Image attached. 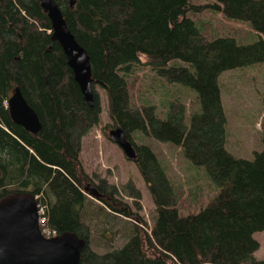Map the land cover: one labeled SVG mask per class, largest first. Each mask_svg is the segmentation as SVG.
Listing matches in <instances>:
<instances>
[{"label":"trees","instance_id":"obj_1","mask_svg":"<svg viewBox=\"0 0 264 264\" xmlns=\"http://www.w3.org/2000/svg\"><path fill=\"white\" fill-rule=\"evenodd\" d=\"M54 1L90 57L94 105L84 99L52 40L40 1L0 0V197L11 191L37 196L48 227L86 240L80 264H245L259 247L254 234L264 230V148L252 159L226 149L219 77L225 70L264 63V0ZM202 8L247 22L257 39L210 30L200 18ZM143 67L197 93L200 111L189 123L180 97L166 99L162 107L133 101L130 90ZM96 85L106 91L109 116L133 145V161L151 193L156 217L149 231L139 214L135 181L117 186L107 177L94 180L81 164L82 139L100 117ZM15 87L38 115V135L10 117L7 101ZM135 131L181 145L184 156L202 166L218 188L216 196L199 212L181 215L177 186L154 152L134 141ZM94 181L101 193L98 207L130 224V238L103 253L90 247L92 231L82 215L92 203L83 185Z\"/></svg>","mask_w":264,"mask_h":264},{"label":"rangeland","instance_id":"obj_2","mask_svg":"<svg viewBox=\"0 0 264 264\" xmlns=\"http://www.w3.org/2000/svg\"><path fill=\"white\" fill-rule=\"evenodd\" d=\"M192 1L197 5L211 4L210 0ZM200 18L215 32L231 34L243 41L257 39L247 22L227 19L221 12L213 13L202 8ZM149 67H143L136 72L139 82H135L130 90L133 101H154L158 107H162L166 99L180 97L186 105L185 119L189 123L190 115L200 111L197 93L187 86L167 83L163 77L150 71ZM219 81L227 117L226 149L235 157L252 159L254 152L264 148V63L225 70L220 74ZM95 90L100 100V117L98 123L82 139L79 155L81 164L84 171L92 175L94 180L107 177L117 186L128 179L135 181L141 191L142 209L139 214L145 219L146 229L149 231L156 217L151 193L136 163L128 159L121 148L109 139V131L117 126L109 116L106 91L98 85ZM159 114L162 115L160 112ZM133 138L137 143L148 146L162 161L167 177L175 183L180 192L178 211L181 215L199 212L216 196L218 188L202 166L194 165L184 156L181 145L158 141L141 131L133 132ZM96 182L88 183L94 185ZM85 194L92 202L86 205L82 212L92 231L90 247L99 253L107 252L113 247H121L125 240L130 238V224L125 221L128 219L122 215L113 217L114 215L106 214L98 207V204L102 205L99 199ZM124 200L132 206L130 198ZM254 238L258 240L259 247L245 264H254L253 261L264 264V230L255 233Z\"/></svg>","mask_w":264,"mask_h":264},{"label":"water","instance_id":"obj_3","mask_svg":"<svg viewBox=\"0 0 264 264\" xmlns=\"http://www.w3.org/2000/svg\"><path fill=\"white\" fill-rule=\"evenodd\" d=\"M52 28L51 38L58 42L67 59L74 80L89 106L94 105L90 57L69 30L54 0H39ZM12 121L33 135L41 131L35 110L26 102L19 87L8 98ZM109 139L117 144L124 155L134 160L135 149L120 128L109 131ZM83 190L98 200L101 193L92 183ZM86 240L72 232L52 237L42 235L39 228L37 197L25 191H11L0 197V264H80L81 251Z\"/></svg>","mask_w":264,"mask_h":264},{"label":"built area","instance_id":"obj_4","mask_svg":"<svg viewBox=\"0 0 264 264\" xmlns=\"http://www.w3.org/2000/svg\"><path fill=\"white\" fill-rule=\"evenodd\" d=\"M5 104H6V102H5ZM43 213H44L43 207L38 206L39 228H40L42 235L47 237V238L57 235V233L54 229L48 227L47 218Z\"/></svg>","mask_w":264,"mask_h":264},{"label":"bare ground","instance_id":"obj_5","mask_svg":"<svg viewBox=\"0 0 264 264\" xmlns=\"http://www.w3.org/2000/svg\"><path fill=\"white\" fill-rule=\"evenodd\" d=\"M5 102H6V101H5ZM5 102H4V103H5ZM7 102H8V101H7Z\"/></svg>","mask_w":264,"mask_h":264}]
</instances>
